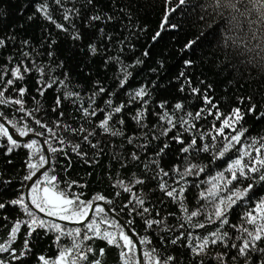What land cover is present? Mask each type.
Wrapping results in <instances>:
<instances>
[{
  "label": "trees",
  "instance_id": "16d2710c",
  "mask_svg": "<svg viewBox=\"0 0 264 264\" xmlns=\"http://www.w3.org/2000/svg\"><path fill=\"white\" fill-rule=\"evenodd\" d=\"M41 2L0 0V39L5 40V46L0 47V72L9 70L5 79L11 78L10 70L21 61L31 69L24 73L21 67L24 79L16 81L5 96L18 98L15 89L26 88L23 107L33 112L34 118L17 111L18 105H0V112L12 120L16 128L27 124L44 132L43 136H38L44 142L48 140L51 146L63 148L64 152L51 153L46 144L51 157V167L47 170L49 175L57 176L62 190H67V185L75 181L76 185L71 191L82 194L84 201L106 203L139 239L142 253L155 249L161 258L175 257L172 264H200L201 261L203 264H219L216 259L219 255H223L224 264H244L243 259H232L237 254L235 248H226L221 243L210 244L197 257H193L189 245L198 243L201 237L219 228V222L208 220L214 212L213 201L226 198L236 189L243 190L249 184L253 185L248 195L227 211L228 224L220 229L228 233L227 244L231 245L241 243L237 239L243 236L241 226L251 229V225L246 224L247 214L252 212L256 215L258 203L264 200V181H259V172L249 173V178L241 177L227 184L231 176L228 166L240 156L241 144L248 145L264 138V116L261 115L264 113V9H257L259 0H249L247 4H241L239 0H187L183 5L178 4L177 0H92L91 3L88 0H63L61 6L55 5L53 0H46L53 19L63 24L67 31H61L35 13L34 6ZM65 10L72 16L69 21L63 19ZM96 15L101 19H90ZM157 32L160 35L153 41ZM77 34L80 39L73 38ZM189 42L191 47L186 49ZM90 45L95 46V54L91 52ZM145 51L148 52L147 56H144ZM23 53H28V56L25 57ZM138 60L142 63L137 64ZM186 60H190L191 64L186 65ZM39 69L44 70L43 74ZM126 72L131 73V78L124 88H119V80ZM51 80L57 83L42 96L39 95L41 83ZM59 81L64 83L60 84ZM0 87L4 85L0 84ZM101 87L107 91L100 93ZM141 87L148 92L144 97L147 104L140 100L130 101L129 94ZM181 87L184 91L180 90ZM191 88L199 89V94H193ZM67 92L79 95L65 99ZM112 92L116 94L110 95ZM205 96L212 104H205ZM57 98L60 99L59 106ZM93 99L94 104L91 103ZM109 99L113 101V106L128 104L110 121L112 130L121 132V135L113 136L97 127L105 113L100 112L94 117L83 115L82 107L89 108V111L97 107L111 111L105 104ZM161 103H166V109L159 107ZM176 103L183 104V111L174 109ZM253 105L255 111L249 112V107ZM201 109L204 110L202 118L194 120L195 113ZM208 109H212V115L208 114ZM234 109H239L243 115L235 127L247 131L241 144L235 145L222 159H218L226 140L218 137L213 147L208 134L215 135L213 125L220 127L224 119L232 116ZM141 110L145 113L141 121L143 126L133 119ZM165 110L174 113V120L184 117L190 124L195 123L196 127L185 131L177 123V127L168 135H162L169 126L160 121L158 115ZM188 112L193 113V117H188ZM217 112L219 119H216ZM34 119H40L53 132L39 128ZM121 119L123 124L119 123ZM65 125L86 131L73 134ZM88 132L95 133L89 139L94 144L98 143V148L82 142L81 137ZM225 133L235 134L227 128ZM177 135L185 141L183 145L172 139ZM202 135L203 140L200 139ZM154 136L159 138L154 139ZM57 137L65 143L60 144ZM193 137L197 139V149L208 144L209 150L182 153L181 148L187 146ZM37 141L43 149L41 142ZM76 143L81 144V152H87L86 157L82 158L72 151V145ZM165 144L169 146L157 155ZM6 150V140L0 139V182L11 180L10 184L0 183V202L6 203V207L0 209V242L7 239L17 220L28 219L18 207L7 204V201L21 194L26 196L30 181H24L23 177L29 171L26 161L30 150L21 147L5 155ZM249 151H252L253 157L256 155L251 148ZM133 153L139 159L134 160ZM42 154L46 156L44 150ZM244 159L246 163L250 162L248 157ZM9 160L12 162L8 163ZM193 165L192 173L187 174L186 169ZM160 169L169 175L164 176ZM219 173L224 174L223 180L218 178ZM43 179L44 176L39 180ZM137 180L144 183L137 184ZM121 181L132 191H123ZM160 183H166L169 189H185L183 208L181 202L169 198L160 190ZM213 184L218 185L217 196L202 199L201 192L207 196ZM133 193L144 199L143 207L149 209L147 213L139 214L140 206L136 204ZM98 195H103L106 200H95ZM196 210L200 211V215L189 221L188 215ZM35 213L38 218L53 222L46 219L44 213ZM105 218L116 226L109 228L101 225L102 229L116 233L123 230L126 233L124 227L106 210L99 216L94 212L92 217L98 220ZM149 221L161 223H153L149 227ZM198 223H204L206 227L198 228ZM182 224L184 227H181ZM60 225L64 229L80 228L81 240L86 231L84 226ZM28 231L27 226L22 224L12 245L19 255L27 240L28 251L24 256L20 260H13L8 253H0V259L7 264H41L40 256L55 260L60 251L72 246L71 237L61 236L57 241L58 233L55 230L37 228L31 236H28ZM173 240L176 243H172ZM83 245H90L96 250L105 248L106 256L101 259L105 264H116L118 249L108 246L106 241L93 239L83 241ZM258 246L264 248V241L259 242ZM133 252L139 258L136 245ZM80 264L87 262L81 261ZM248 264H264V253L252 252Z\"/></svg>",
  "mask_w": 264,
  "mask_h": 264
},
{
  "label": "snow or ice",
  "instance_id": "6c2138e0",
  "mask_svg": "<svg viewBox=\"0 0 264 264\" xmlns=\"http://www.w3.org/2000/svg\"><path fill=\"white\" fill-rule=\"evenodd\" d=\"M89 3L92 2V0H88ZM178 4L183 5L187 2V0H177ZM255 2V0H254ZM53 3L57 6H61L63 4V0H53ZM239 3L241 4H247L249 3V0H239ZM35 13H39L45 20H48L49 22L55 24L56 28L60 29L61 31H67L68 29L64 27L63 24L57 23L50 11V5L46 2V0H42L41 3H37L35 6ZM257 9H264V2L262 0H259V2L256 4ZM78 14V12H77ZM29 19H32V17H29ZM63 19L65 21H69L72 19V16L69 11L65 10L63 13ZM91 20H100L101 17L99 15L90 17ZM109 19H111L109 17ZM167 19V16L165 17V20ZM163 27V25H162ZM103 29H101V32ZM160 33L157 32L155 36H153V41L159 37ZM74 39H80L79 34L75 35L73 37ZM27 44V41L24 42ZM5 46V40L0 39V47ZM90 50L93 54L96 52V48L93 45H90ZM186 49L191 47V42H189L188 45L185 46ZM25 57L28 56V53H23ZM148 52H144V56H147ZM137 64L142 63V61H136ZM185 64H191L190 60H186ZM23 66V72L27 73L31 71L30 68L27 67V65L23 64V61H21L20 64H18L16 67L12 68L10 70V76L11 78L5 79L6 76L9 75V70H4L3 72H0V84H3L4 87H0V105L4 106H11V105H18L20 106L17 111L24 113L27 117H33V112H28L24 109L23 104V97L26 92V88L21 87L19 89H15L18 93V98H12V97H6L5 93L8 92L9 88L14 86L16 81L23 80L24 75L21 72V67ZM41 74H43V69H39ZM155 71V70H153ZM183 75V72L181 73ZM131 78V73L126 72L122 79L119 80V88H124L125 85L128 83L129 79ZM54 83H57L55 80H51L48 82H42L41 87L38 89L39 95H43L44 92L53 86ZM60 84H63V81H59ZM190 83V82H189ZM181 91H184V88L181 87ZM107 89L101 87L99 89L100 93H105ZM191 91L193 94H199V89L197 88H191ZM115 92L110 93V95H115ZM78 93L73 92H67L65 95V99H71L74 96H78ZM95 95V94H94ZM148 95V92L144 87H141L139 90L135 91L134 93L129 94V98L131 102H136L137 100L143 101L144 104H147V101L144 100V97ZM205 104H212V101L205 96L204 97ZM91 103H95V100L93 99ZM60 104V99L57 98V106ZM105 104L108 106V108L111 109V111H106L104 108H93L91 111H89V108L82 107V112L84 117L88 116H96L98 113L103 112L105 113L104 119L99 122L97 127L101 130H103L104 133H110L113 136L121 135L122 133L119 131H114L110 127V121L113 120L114 115L121 113L128 104L121 103L119 105L113 106V101L111 99L105 101ZM159 107L161 109H166V103L159 104ZM213 108H215V105H212ZM183 104L182 103H176L174 105V109L176 111H183ZM55 111V109H53ZM203 109L200 111H197L193 117V113L188 112L186 115L188 117H193L194 120H199L203 116ZM249 112L255 111V106H250L248 109ZM144 111H138L136 116L133 117V119L136 121L138 125H141V121L144 118ZM208 114L212 115V109H208ZM61 116H63V113H60ZM262 116H264V113H261ZM174 113L170 114L167 110L163 111L162 114L158 115V119L160 121L166 122V124L169 126L164 129V131L161 133L162 135H168L169 132H171L174 128L177 127V123L180 124L182 128L185 129V131L190 130L191 128H195V123H189V120L184 119V117H180L179 120L173 119ZM34 118V117H33ZM220 118V114L216 113V119ZM0 119H4L5 123L11 125L12 128L16 129V132L20 137H26L30 133H33L36 136H43L44 132L37 131L36 129L30 128L27 124H25L22 128H16V124L10 120L7 119L5 114L3 112H0ZM243 119V115L240 113L239 109H234L233 114L231 117L226 118L222 121L220 127L216 128L215 125H213V129L215 131V135H212L209 133L208 135L211 136V140L213 142L212 146H215V141L218 137H224L226 140V143L223 145V148L221 151H219V154L217 156L218 159H222L226 153H228L232 148L235 147L237 144H241L242 137L244 136L246 129H240L238 130L235 125L238 124ZM5 123H0V139H5L7 142V150L4 153L5 155H10L13 153L16 149H19L21 147L30 150L28 155V160L26 161V167L29 170L28 174H26L23 177L24 181H32L33 177L36 175V171L39 170V168L44 167L46 164H50L51 160L49 157H46L42 154L43 149L39 145V142L36 139H32L30 142L21 143L17 139L13 138V135L9 132V128L5 126ZM34 123L39 126V128L44 129L48 133H52V128L48 127L47 124L43 123L40 119H34ZM120 124H123L124 121L121 119L119 121ZM187 126V127H186ZM68 131L72 132L73 134H79L80 132H85L86 130L83 128L80 129H72L71 126L65 125L64 126ZM231 129L232 132H234V135H226L225 129ZM94 132H88L86 135H83L81 137L82 142L88 143V145L92 148H98V143H92L89 139L90 136H93ZM154 139H158V136H154ZM60 144H64L65 141L62 139H59ZM173 140H175L177 143L184 144L185 141L181 139L179 135L173 136ZM201 140L204 139V136L202 135L200 137ZM131 143V140H129ZM45 144H48L50 152L51 153H57V152H64L63 148H57L51 146L48 140H45ZM169 145L165 144L163 148L160 149L159 153L157 155L163 153L164 149L167 148ZM197 139L193 137L190 141V143L187 144V146L181 148L182 153H189L190 150H197V151H205L207 152L209 150V145L204 144L202 148L197 149ZM147 147V145H145ZM81 144L76 143L72 145V151L75 152L78 156L86 157L87 152H81L80 151ZM252 149L256 155L252 156V151H249V149ZM240 156L233 160L229 166L228 171L231 173L230 178L227 180V184H232L233 181H237L241 177L243 178H249V173L255 174L260 173L258 179L259 181H264V138L261 139V141H252L251 144L244 145L241 144L240 148ZM66 155V153H65ZM245 157H248L250 162H245ZM132 158L139 159L138 156H136L135 153H133ZM36 160L37 162H33ZM12 161L9 160L8 163H11ZM85 162H89L85 160ZM155 163V161H153ZM195 168V165L191 166L190 168L186 169L187 174H191L193 169ZM164 176H168L169 173L165 172L163 169L159 170ZM176 171H179V169H176ZM200 171H203V169H200ZM44 179L38 180L34 182L31 187L29 188L27 197L24 194H21L16 199H12L10 201H7V204H10L12 206L18 207L25 216L28 217L27 220H17L13 226L11 227L9 231V235L7 239L4 242H0V253H8L13 260H20L28 251V241L25 240L24 249L20 251L19 255H17L16 249L12 247L13 243L16 241L18 233L20 232L21 225L24 224L29 229L28 236H31L32 232L36 231L37 228H47L49 230H55L58 235L56 237L57 241L60 240L61 236H68L72 239V246L68 248H64L62 251L59 252V255L56 257L55 260H50L48 258H45L44 256H40L38 259L41 262V264H80L81 261L87 262V264H105V262L101 259L102 257L106 256V249L100 248L99 250H96L92 248L90 245H83V241H91L93 239H102L106 241V244L111 247H115L118 249L117 252V258H116V264H142V261L139 258H136L133 252V249L135 247L133 240L131 237L126 234L123 230H120L118 233L108 231L107 228L102 229L101 225H107L109 228L115 227L116 225L109 222L106 218L105 219H92L88 223L85 224V221L89 220V213L95 212L97 216L99 214L104 213L105 209L101 207L99 204L93 208L92 201H84L81 199L82 194H76L71 191L72 187L76 185V182H70L67 185V190H62L59 188L58 179L56 175H49L47 171L43 173ZM218 178L220 180L224 179V174L219 173ZM216 179V178H214ZM0 183L4 184H10L11 180L2 181ZM137 184H143V180H137ZM178 183V181H177ZM121 186L123 187V191L125 192H131L132 189L128 186L123 185V182H120ZM253 185L249 184L247 188L240 190L236 189L231 192L229 196L226 198H219L218 200L213 201L214 204V212L212 215L208 217V220L216 223L219 222V228L216 231H213L209 233L208 235L201 237L199 239L198 243L190 244L189 248L190 251L193 254V257L200 256L205 252L207 247L211 245H216L217 243L223 244L226 248L231 247L235 248L237 250V254L232 257L233 260L243 259L244 264H248V260L250 259V254L252 252H260L264 253V248L259 247L258 243L264 241V200H261L257 205V214L253 215L252 212H249L246 216V224L251 225V229L249 227L241 226L240 231H242L243 236L237 237V239L241 240V243H232L231 245L227 244V240L229 239L228 233L225 231H221L220 229L223 228L224 225L228 224L227 219V211L237 203V201L244 199L248 195V192L251 191ZM159 188L161 191H164L165 194L172 198L173 200L177 202H181V207L183 208L182 200H183V193L185 189L183 187H180L179 189L173 187L171 189L168 188L166 183H160ZM217 188L218 185L213 184L212 188L208 191L207 196L204 192H201V198L202 199H208L210 197L217 196ZM120 193H117L119 195ZM133 197L135 198L136 204L140 206L139 214L143 215L144 213H147L149 211L148 208L143 207L145 201L143 198L137 197L135 193H133ZM95 200L98 201H105L106 198L103 195H98L95 197ZM108 203H111V201H107ZM31 205V208H30ZM6 207V203L0 202V209H4ZM127 207V205H125ZM36 209L40 213H44L48 217H54L56 219H59L61 221H67L75 224H82L84 225L86 231L83 234L82 240L81 238V229L75 228V229H64L60 224H56L54 222H46L42 218H38L36 213L32 210ZM134 211L136 209H133ZM185 212H188V209L184 208ZM200 215V211H191L188 215V220L191 221L193 217H197ZM214 217V219H213ZM6 219V218H5ZM131 223V221H129ZM148 226L151 227L153 223H161V221H149L147 222ZM181 227H184L182 224ZM198 228H205L206 224L204 223H198L196 225ZM91 233V235H89ZM172 243H176V240H173ZM91 255V259H90ZM143 256L146 258V264H172V262L176 259L173 256H167L161 258L159 255L155 253V249L144 252ZM216 259L219 261V264H224V257L223 255H219L216 257ZM0 264H7V262L4 259H0ZM200 264H203L201 261Z\"/></svg>",
  "mask_w": 264,
  "mask_h": 264
},
{
  "label": "water",
  "instance_id": "95a60500",
  "mask_svg": "<svg viewBox=\"0 0 264 264\" xmlns=\"http://www.w3.org/2000/svg\"><path fill=\"white\" fill-rule=\"evenodd\" d=\"M0 123H5L4 119H0ZM5 126L9 128V132L13 135V138L17 139L21 143H26V142L30 141L31 139L39 140L41 142V144H42V147H43V150H44V152L46 154V157H49L50 160H51L50 152H49V150H48V148H47V146H46V144H45L43 139H41L40 137H38L36 135H28L26 137H20L18 135V133L9 124L5 123ZM50 167H51V163L47 164L45 167H43L41 170H39L36 173V175L33 177L32 181H30L28 183V186H27V189H26V197L28 195V191H29V188L31 187V185L34 182L38 181L43 176V173L45 171L49 170ZM97 204H99L100 206L104 207V209L106 210L107 214H109L111 217L115 218L124 227V229L126 230V233L131 237V239L134 241V243H135V245L137 247L139 259L142 261V264H145L144 263L143 253H142L141 244H140L139 239L136 237V235L132 232V230L124 223V221L119 216H117L116 214H114L111 211V209L109 208V206L106 203H104V202H96V203L93 204V208H95V206ZM30 207H31V205H30ZM33 210L35 212L39 213L36 209H33ZM39 214H41V213H39ZM93 214H94V211L89 213V220L85 221V224L88 223L92 219ZM43 216L46 219L50 220V221H53V222H56V223H60V224L66 225V226H71V227H83L84 226L82 224H75V223L65 222V221H61V220L56 219V218L48 217V216H45V215H43Z\"/></svg>",
  "mask_w": 264,
  "mask_h": 264
}]
</instances>
